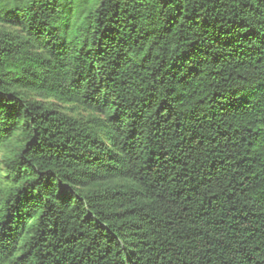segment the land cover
<instances>
[{
    "label": "trees",
    "instance_id": "trees-1",
    "mask_svg": "<svg viewBox=\"0 0 264 264\" xmlns=\"http://www.w3.org/2000/svg\"><path fill=\"white\" fill-rule=\"evenodd\" d=\"M0 264H264V0H0Z\"/></svg>",
    "mask_w": 264,
    "mask_h": 264
},
{
    "label": "rangeland",
    "instance_id": "rangeland-1",
    "mask_svg": "<svg viewBox=\"0 0 264 264\" xmlns=\"http://www.w3.org/2000/svg\"><path fill=\"white\" fill-rule=\"evenodd\" d=\"M72 106H62V107H59V109L64 112V113H67V114H70V115H77L78 113L77 112H73L72 110ZM81 115H85L83 112L80 113ZM1 157H3V155H1Z\"/></svg>",
    "mask_w": 264,
    "mask_h": 264
}]
</instances>
